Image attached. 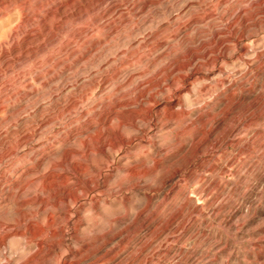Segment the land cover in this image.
<instances>
[{
  "label": "rangeland",
  "instance_id": "rangeland-1",
  "mask_svg": "<svg viewBox=\"0 0 264 264\" xmlns=\"http://www.w3.org/2000/svg\"><path fill=\"white\" fill-rule=\"evenodd\" d=\"M260 1L245 3L247 16L244 20H236L239 1L235 4L234 0H206L203 11L195 10L196 15L215 14L219 38L214 43L205 40L202 46L196 48L203 55L198 59L202 68L206 61L216 58L218 54L215 53V47L226 34L233 30L236 35L242 31L246 34L238 42H224L221 48L226 46L225 57L214 58L216 67L228 65L229 75L218 76L220 81L217 82L203 81L211 84L209 89L202 90L200 81L194 84L202 94L198 99L200 102L196 104L198 106L194 105L195 109L188 115L191 119L182 117L172 127L161 128V118L153 116L149 119L146 117L148 115L141 114L137 121L146 134L130 144L132 158L122 159V147L117 151V147H109L113 159L103 169L98 181L103 185L105 176L113 173L118 162H126L130 166L132 160L139 162L143 159L148 166L153 164L151 159L159 158L160 155H156L155 149H149V141L154 142L158 150L163 148L164 155L160 157L163 168L152 175L113 176L108 181L112 185L116 181L122 185L130 184L135 179L144 181L139 182V186H130L122 193L112 195L100 188L83 190L93 185L95 180L96 174L89 168H84L86 174L81 178V183L70 175L72 178L68 183L76 189L72 195L77 197L58 203L62 213L55 214V221L59 224L56 232L47 227L46 212H37L31 205L20 206L0 199V211L5 209V216L9 219L25 214L29 217L27 223L32 224L34 220L42 228L39 237L44 240V250L37 264H49V261L64 264L62 262L66 258L72 259L73 264H264V13H259ZM100 11L116 17L108 26L119 27L120 35L106 39L107 50L100 55L103 57L115 48L122 49V0H0V178L1 181L4 179L0 181L1 187L13 189L15 186L12 183L16 182L20 186L25 185L26 190L45 196L43 189L39 188L40 178L34 180L36 183L28 179V172L36 170L33 166L36 159L32 154L33 149H43L44 153L40 155L49 165L60 158L66 146L79 148L83 135H75L64 145L53 142V135L58 138V134L71 135L75 130L85 128L88 115L81 116L79 108L84 107L93 113V106H102L117 96L113 87L103 84L101 80L99 85L86 92L83 102L77 101L76 108L69 114L64 110L68 105L69 93L61 94L58 99L52 98V101L48 96L56 81L55 76H58L55 71L59 69L57 63L61 58V44L69 38L70 31L90 25L88 15ZM165 15L155 13L154 22L164 21ZM104 37L100 30L94 32L91 40ZM244 44L249 51L246 54L248 56L242 58H249V61L238 58L225 61L233 53L240 54V46ZM138 54L143 59L148 50L142 48ZM139 57L131 60L134 61V68L143 65ZM72 58L68 57L67 62L73 63ZM81 89L84 87L81 86L75 93L78 100H81L78 95L83 91ZM247 96L249 102L253 100L248 109L245 108L246 100L238 101ZM230 98L238 103L226 107L223 102ZM35 101L41 103L38 111L31 109ZM209 113L221 119L219 127L216 128L214 123L212 125L215 128H211L209 123H204L203 127L199 123L189 126L200 115L202 121L210 118ZM49 119L53 121L39 125L40 120L45 122ZM54 121L56 124L52 126ZM181 127L185 132L178 135L182 143L177 144L175 137ZM114 129L127 135L133 133V129L128 126L120 127L117 117L111 122V130ZM28 133L31 137L25 141L22 137ZM199 139H202L203 146L196 152L193 144ZM99 158L96 152L88 157L92 163H97ZM73 160L78 164L84 163L86 158L76 153L73 154ZM173 170L178 172L160 185L162 177ZM47 209L55 210L52 205H47ZM28 229V226L24 227V237L11 235L6 239V249L11 255L26 247L31 251L37 249L40 238L37 236L34 241H29L31 232ZM109 230L120 232L121 236L105 246L106 254L100 258L94 250L98 243L95 234ZM65 233L67 247L62 245L56 255H50L45 242H55ZM2 234L0 230V237ZM87 241L90 243L88 251L92 254L91 259H85L80 254H69V251L76 252L82 248V244Z\"/></svg>",
  "mask_w": 264,
  "mask_h": 264
},
{
  "label": "bare ground",
  "instance_id": "bare-ground-1",
  "mask_svg": "<svg viewBox=\"0 0 264 264\" xmlns=\"http://www.w3.org/2000/svg\"><path fill=\"white\" fill-rule=\"evenodd\" d=\"M234 1L235 4H237L239 1V9L236 10L235 15L236 20H244L247 16L245 3L249 2L250 0ZM205 2L206 0H122V49L119 47L115 48L113 52L109 54L107 53L103 57H100V55L107 50L106 39L112 36H120L118 35L119 27L116 28L114 26H108V24L114 18H116L113 14H106L101 11V13L93 12L87 16V19L90 21V25L81 29L70 31V39L66 38V42L64 43L65 46L64 44H61V58L57 63L59 64V69L58 71H55L58 73V76H55L56 81H53V88H51L49 92L48 96L50 97V100L52 101V98L55 99V97L58 99L63 93H69V97L66 102L68 103V105L65 104L66 107L64 109L67 114H69L70 112H72V110H74V108H76V104L78 103L77 101L81 102L82 100L86 99V92L88 93V90L93 89L95 85H99V82H101V80L103 84H110V86H112L115 92H117L118 94L112 101L109 100L106 103L101 100V98L100 100L105 103L102 106L100 104L93 106V108L90 106L93 109V113H90V111L87 109H83L84 107L79 108L80 112L82 113L81 116L88 115V118L85 121V128L80 130L77 129L71 135L69 133H64L66 135L58 134V138L53 135V142H60L59 144L61 145L68 143V140L73 138L77 134L83 135V142L79 148H71L67 146L64 149L62 148L63 150L61 149L62 151L60 154V158L54 160L49 165H46V163L48 162H46V159H44L43 155H40L43 152V149H41L40 147V149H33L32 154H34L33 157H36V159H32H35V164H33V166L36 170L34 172V170L31 169L28 172L30 175L28 176V179L30 180V182H33L37 178H40L39 188L43 189V191H41L43 193L45 192V196H42L38 193H33V191L28 189L26 190L24 189L25 185L20 186L18 185V183L14 182L12 183L15 186V188L13 189L11 187H6L5 189V187H1L2 183L0 184V199H2L3 201H7V203H15L20 206L31 205L37 212H46L44 216H46V218L48 219L47 227L56 232L59 224L55 221V214L62 213V208L58 203H60L61 201H67L70 198L75 199L77 197L76 195H72L74 194L73 191L76 189H74L68 183L70 178H72L70 177V175H72L73 178L81 183V178L84 174H86L84 168H89L91 172H94L96 174L95 180H93V185H89L86 188L85 186L82 187L85 188L83 190L86 191L87 189L100 188L104 191L107 190L109 194L112 195L115 193H122V191L129 189L130 186H139V182L144 181L141 179H135L132 183L127 185H122L120 181H116L118 183L114 182V186L108 183V181L113 176H118L119 174H122L123 176L125 174H129L132 177L141 176L140 174L152 175L156 173L158 169L163 168L160 159V157H163L164 155V150H162L163 148L158 150L154 147V142L152 143L149 141V149H155L156 155H160L159 158L151 159L153 161V164L148 166L146 164L147 161L142 159L137 162L134 159L132 160L133 164L129 166L126 162L121 164V162H118L117 160L118 164L115 165L113 173L109 175L107 174L105 176L103 180L104 184L100 185L98 181L103 169L107 167L109 161L111 162L113 159V154L108 151L109 147H117L116 151L120 147H122L124 148L122 159L126 157L132 158L129 152L130 144L133 143L132 141L136 138L145 137L146 134V130L140 127V124L137 121L138 117L141 114L148 115L146 117H148L149 119L153 116L158 119L161 118L159 120L161 128L172 127V124L177 123V119L179 120L180 118L182 119V117L188 116L190 114V111L195 109L194 105L200 102L198 99L202 93L198 88L196 89L194 87V84L197 81L201 82V84H199L198 82L197 83L201 85L200 87L202 90L205 88L209 89V87H211V84L209 83L210 81L217 82L220 81L218 79V76L225 74L227 76L229 75L227 74L230 71V68H227L228 65H226V67L219 65L218 67H216L217 62L215 59L218 57L222 58V56L225 55L226 46H224V48H221V45H223L224 42H238L240 41V38H244L246 34L242 31L240 34L237 33L239 35H236L234 30L231 33L226 34L223 39H220V44L215 47V53L218 54L216 58L214 57L215 59L212 58L206 61V67H200L198 59L203 57V55L196 48L202 46L205 40L214 43L215 40L219 39L217 38L218 31L216 28L217 22L215 14L210 13L207 15H196L195 10L203 11L205 9ZM258 6L259 13L263 14L264 0H261ZM155 13H166L165 20L154 22L153 15ZM100 30L103 31V35L105 37L102 39L98 38L96 40H91V37L94 36V32L97 33V31ZM64 38L65 37H63V39ZM78 47H80V49ZM142 48H146L148 50L147 56H144L143 59L139 57L138 54V51ZM240 48V54H234L232 52L234 55H227L228 57L225 61L228 62L229 60L231 61L232 59L236 58L244 60L246 62L249 61V58H242L244 55L248 54L249 50H247V46L244 44L240 46ZM260 55L261 54H257V56ZM71 56H73L74 58H72L73 63H68V57ZM134 57H139V59L143 60L142 67L134 68L132 64V62L134 61L131 62ZM233 71L234 73H236L235 70ZM203 81L209 82L204 83ZM78 82L80 83V85H78ZM81 86L84 87V89H81L83 91L78 94L79 98H81V100H78V98L75 96V93L80 90ZM234 89L238 88L236 87ZM231 91L233 92V90ZM243 100H246L247 103L245 102V108L248 109V107L252 104L251 101L253 100L249 102V97L247 96L239 99L238 101L243 102ZM223 103L226 105V107H228L229 105L238 102L230 98ZM40 107L41 103L36 101L31 105V109L34 111H38ZM94 107L98 108L94 109ZM224 107L223 109L226 110V107ZM116 117L119 118L120 127L128 126L133 129V133L127 135L119 129H114V131L111 130L112 119ZM188 117L186 118L188 119ZM68 118L70 119L71 117ZM52 119H49L45 122H42L40 120L39 125L50 123L53 121ZM197 120L191 121L189 126L193 125L194 123H199L200 126L204 125V123H207V125L209 123L210 127L212 128V124L214 123V126L217 128V126L221 122V119H217L215 117V114L212 116L210 115V118L208 117V119L206 118L204 119V121H202L200 115ZM55 124L56 122L54 121L52 126ZM181 128L182 129L177 130V136L175 137V141L177 144L181 142V140H178V138H180L181 136L178 135H181L185 132L183 130V127ZM195 128L197 129L196 126ZM38 135L40 134L38 133ZM28 137H31V134H26L22 137V139L24 138V140L27 141ZM185 146L186 145H182V147ZM202 146L203 141L202 139H199L193 144L194 151L197 152L201 149ZM169 147L170 146L168 145L167 148ZM93 152L99 153L100 155L99 161L97 163H92L88 159V157H90ZM76 153L83 155L88 162L85 160L84 163H74L73 154ZM189 161L190 160H188V162ZM70 166L71 169H69ZM70 170L73 172H70ZM36 172H38V174ZM176 172L178 171L173 170L169 174L164 175L161 179L160 185H163L171 176L173 177V174L175 175ZM34 183L36 182L34 181ZM148 185L151 186L152 184L148 183ZM36 187H38V185ZM22 191H24L25 193ZM47 205H52L56 211H47ZM5 211V209L0 211V230L3 232L2 236L0 237V264H37L36 261L40 260L42 251L44 250V240L39 237L43 232L42 228L39 227L37 222L34 220L32 221V224L31 222L30 224L27 223V219L29 217L25 214H21L18 218L9 219L7 216H5ZM25 226H28V230H30L31 232V236H28L29 241H34L37 236L40 238L36 244L37 246L35 245L37 249L31 251L29 247H26L24 250L19 251L17 254L11 255L12 253H9V251L6 249V239L11 235H19L21 237H24L26 235V232L24 230ZM95 235V239L98 243L94 250L97 251L96 253L97 255H100V258L101 256L102 258H104L103 256L106 254L105 246L111 240H116L121 236L120 232H115L112 230L103 233L100 232ZM64 236L67 237V234L65 233L61 235V238L55 242L50 240H47V242H45L47 252L50 255H56L60 251V249H62V245L67 247V245L65 244L66 238L64 239ZM93 241L91 243H93ZM26 243H28V241L25 242V246ZM89 244L90 243L88 241L84 242L82 244L83 246L81 245L82 248H78L79 250H77L76 252L69 251V254H73V256L75 254H80L81 257H84L85 259H91L92 254L88 251V248L90 246ZM82 252H84V254H82ZM96 253L94 252V254ZM62 263L73 264L74 262L72 259L66 258ZM49 264L53 263H50L49 261Z\"/></svg>",
  "mask_w": 264,
  "mask_h": 264
}]
</instances>
